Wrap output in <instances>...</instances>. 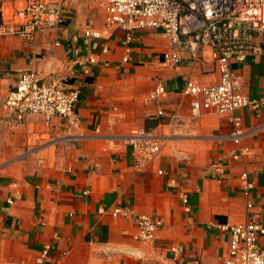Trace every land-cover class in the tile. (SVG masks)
Here are the masks:
<instances>
[{
    "label": "crops",
    "instance_id": "1",
    "mask_svg": "<svg viewBox=\"0 0 264 264\" xmlns=\"http://www.w3.org/2000/svg\"><path fill=\"white\" fill-rule=\"evenodd\" d=\"M24 2L0 0V22ZM102 6L103 0H70L61 29L41 31L33 41L0 36V264L30 263L46 246L59 264L92 251L112 264H224L231 236L221 227L250 220L264 225V52L234 64L244 93L263 101L257 110L238 111L244 135L236 142L228 115L206 111L194 118L193 97L181 93L188 81H218L209 53L200 62L185 55L174 70L164 64L168 42L156 30L137 32L129 53L123 31L107 42L85 37V29L102 27ZM76 56L95 59L89 75L73 64ZM31 70L80 90L79 126L38 114L19 120L4 108L20 74ZM160 82L167 92L148 100ZM135 128L154 131L162 146L144 173L133 169L121 139ZM240 146L250 154L233 160ZM214 163L225 166L222 175ZM245 172L254 185L252 209ZM115 207L133 213L113 217L108 211ZM139 214L162 222L151 244L137 239ZM260 242L264 247V236Z\"/></svg>",
    "mask_w": 264,
    "mask_h": 264
},
{
    "label": "built area",
    "instance_id": "2",
    "mask_svg": "<svg viewBox=\"0 0 264 264\" xmlns=\"http://www.w3.org/2000/svg\"><path fill=\"white\" fill-rule=\"evenodd\" d=\"M70 0H25L22 8L14 11L10 19L0 22V36L22 37L33 41L37 33L61 29L68 20ZM103 25L99 29L89 27L84 35L95 40H108L115 31L125 33V45L137 32L156 30L167 39L168 50L164 53V64L174 70L180 69L187 55L193 61L209 58L216 64L219 79L209 84L188 81L181 93L193 97L192 116L199 118L206 111L228 115L232 125L231 139L240 142L244 135L243 119L238 111L244 108L257 110L263 101L252 98L243 91L242 76L234 64H243L253 56L264 52V0H103ZM107 43L102 52H108ZM128 58L124 59L127 62ZM73 64L83 69V75L91 73L90 65L96 63L92 57L76 56ZM167 92L160 82L148 96L157 101ZM79 89H68L62 78L45 80L38 71H24L4 100V108L19 120L28 114H38L50 121L55 117L65 119L73 127L79 126L77 104ZM159 113H163L160 111ZM130 147L132 166L144 173L161 153V142L154 131L135 128L121 137ZM250 149L240 146L232 152L233 160L243 159ZM222 163H214L212 170L222 175ZM163 171L160 170L159 174ZM247 208L252 209L250 198L253 183L248 173L241 175ZM89 194V190L83 192ZM10 204L12 200H8ZM185 211L190 212L186 195H182ZM108 212L113 217H127L133 213L128 207H115ZM137 239L148 244L155 241L161 220L148 214L136 217ZM230 233L231 239L224 264H264V225L253 220L221 227ZM52 247L46 246L35 259L22 264H59L52 260ZM174 252L177 249H172Z\"/></svg>",
    "mask_w": 264,
    "mask_h": 264
},
{
    "label": "rangeland",
    "instance_id": "3",
    "mask_svg": "<svg viewBox=\"0 0 264 264\" xmlns=\"http://www.w3.org/2000/svg\"><path fill=\"white\" fill-rule=\"evenodd\" d=\"M72 264H112L110 260L104 255L96 253L95 251L92 252H85L80 261H77Z\"/></svg>",
    "mask_w": 264,
    "mask_h": 264
}]
</instances>
